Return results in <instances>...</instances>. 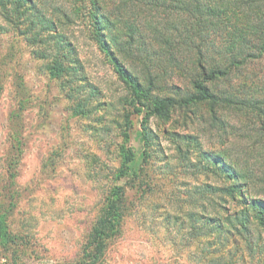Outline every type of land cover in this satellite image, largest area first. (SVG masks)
Segmentation results:
<instances>
[{
  "label": "trees",
  "instance_id": "trees-1",
  "mask_svg": "<svg viewBox=\"0 0 264 264\" xmlns=\"http://www.w3.org/2000/svg\"><path fill=\"white\" fill-rule=\"evenodd\" d=\"M0 7L5 18L22 23L75 115L87 118L114 106L86 72L68 32L75 26L123 83L121 104L144 114V152L136 156L121 146L116 177L125 182L107 196L78 264H98L119 236L128 190L141 200L159 191L156 178L150 181L157 136L149 123L168 122L179 112L194 115L222 143H243L245 156L200 146L195 160L184 157L185 174L204 180L186 186L183 200L168 199L164 222L192 242L204 264H264V76L254 68L264 64V0H0ZM175 78L187 84L178 86ZM203 108L206 114L196 116ZM122 135L127 144L129 134ZM174 135L200 145L197 136ZM177 149L184 153L182 144ZM3 209L0 200V249L12 241Z\"/></svg>",
  "mask_w": 264,
  "mask_h": 264
},
{
  "label": "rangeland",
  "instance_id": "rangeland-1",
  "mask_svg": "<svg viewBox=\"0 0 264 264\" xmlns=\"http://www.w3.org/2000/svg\"><path fill=\"white\" fill-rule=\"evenodd\" d=\"M13 19L16 23L5 18L0 7V200L12 235L11 244L0 249V264H78L107 196L125 182L116 177L122 167L121 146L132 148L136 156L144 152L139 137L144 114L138 116L121 104L123 83L75 26L68 32L90 80L100 88L102 99L114 102L107 113L75 115L67 92L49 74L46 61L35 55L37 47L24 34L22 23ZM254 68L264 76V64ZM178 80L174 84H187ZM206 111H195L196 116ZM189 116L179 112L168 122L151 118L149 127L157 138L150 149V156H156L150 181L156 178L159 191L141 200L128 190L129 211L121 233L98 264H204L192 242L164 222L168 199L183 200L186 186L204 180L185 174L184 157L195 160L200 146L245 156L244 144L222 143L209 135L206 124ZM123 132L129 134L127 144ZM173 133L197 136L200 145L186 144L188 140ZM179 144L184 153L177 149Z\"/></svg>",
  "mask_w": 264,
  "mask_h": 264
}]
</instances>
